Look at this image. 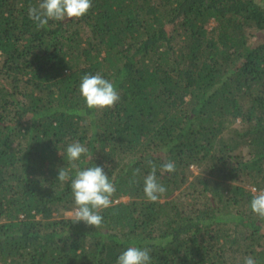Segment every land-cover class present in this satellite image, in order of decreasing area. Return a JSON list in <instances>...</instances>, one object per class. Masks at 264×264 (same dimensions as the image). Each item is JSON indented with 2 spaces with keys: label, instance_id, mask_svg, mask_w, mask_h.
Returning a JSON list of instances; mask_svg holds the SVG:
<instances>
[{
  "label": "trees",
  "instance_id": "1",
  "mask_svg": "<svg viewBox=\"0 0 264 264\" xmlns=\"http://www.w3.org/2000/svg\"><path fill=\"white\" fill-rule=\"evenodd\" d=\"M39 2L0 0V264H115L130 245L153 264H264L249 207L264 189V0H92L37 28ZM97 72L114 108L85 107L81 77ZM73 141L116 186L99 229L66 214ZM148 160L167 187L154 203Z\"/></svg>",
  "mask_w": 264,
  "mask_h": 264
},
{
  "label": "clouds",
  "instance_id": "2",
  "mask_svg": "<svg viewBox=\"0 0 264 264\" xmlns=\"http://www.w3.org/2000/svg\"><path fill=\"white\" fill-rule=\"evenodd\" d=\"M92 8V0H40L38 6L28 9L29 19L37 28H43L49 21L80 19ZM79 94L89 110L104 111L114 108L121 100L117 86L99 72L85 73L79 83ZM68 161V167L61 168L58 181L70 185L72 196V220L83 221L99 229L103 226L102 213L113 204L116 186L101 166L80 167L82 158L89 154L88 147L79 142L68 143L62 153ZM148 173L143 180V193L149 202H157L167 192V187L157 177V166L148 160ZM176 163L165 160L159 166L161 175L172 174ZM74 172V175L72 174ZM249 207L253 214L264 220V189H253ZM151 249L130 245L120 252L115 264H153ZM243 264H257L252 256H246Z\"/></svg>",
  "mask_w": 264,
  "mask_h": 264
},
{
  "label": "rangeland",
  "instance_id": "3",
  "mask_svg": "<svg viewBox=\"0 0 264 264\" xmlns=\"http://www.w3.org/2000/svg\"><path fill=\"white\" fill-rule=\"evenodd\" d=\"M243 150H244V151H246V150H247V148H246V147H244V148H243ZM195 170H196V169H195V167H194V171H195ZM66 214H68V215H72V211H67V212H66Z\"/></svg>",
  "mask_w": 264,
  "mask_h": 264
}]
</instances>
